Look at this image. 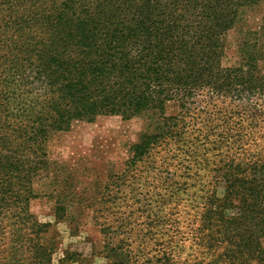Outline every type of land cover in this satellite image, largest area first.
I'll return each mask as SVG.
<instances>
[{
	"label": "trees",
	"instance_id": "1",
	"mask_svg": "<svg viewBox=\"0 0 264 264\" xmlns=\"http://www.w3.org/2000/svg\"><path fill=\"white\" fill-rule=\"evenodd\" d=\"M259 2L0 0V173H17L0 181V216L18 200L30 201L32 190L18 192L17 179L29 185L47 171L54 132L99 116H146L157 121L156 132L131 147L133 164L149 162L151 144L169 139L199 170L213 166V189L190 211L168 207V218L157 212L149 221L147 210H135L144 221L128 234L103 233L106 258L111 264H264L263 26L247 31L237 66H221L227 34ZM204 91L212 94L206 108L213 121L198 124L193 115L201 109L194 111L192 99ZM172 107L177 117L166 115ZM26 158L34 167L27 168ZM27 210L10 213L22 218L12 233L18 241L25 223L41 232ZM100 213L115 215L111 208ZM1 237L0 227V241L11 239ZM33 255L34 264H48L40 248Z\"/></svg>",
	"mask_w": 264,
	"mask_h": 264
},
{
	"label": "rangeland",
	"instance_id": "2",
	"mask_svg": "<svg viewBox=\"0 0 264 264\" xmlns=\"http://www.w3.org/2000/svg\"><path fill=\"white\" fill-rule=\"evenodd\" d=\"M259 26L264 28V0L244 14L238 29L227 34L222 67L239 64L238 45L246 40L249 29L254 31ZM260 39L264 43V36ZM211 96L204 91L192 99L194 111L201 109L193 115L196 123L213 121L212 112L206 108ZM177 112L172 107L166 115L177 117ZM187 121L193 124L192 119ZM156 125V120L146 116L130 120L99 116L91 123L74 121L67 130L54 132L46 146L47 171L33 177L29 185L17 179L18 192L32 190L30 201L20 199L16 209L5 210L0 216L1 238H11L0 241V264H34L30 259L37 248L48 264H111L103 250V233L128 234L135 223L144 221V215L135 210H147L149 221L153 215L156 220L157 212L160 219L168 218V207L176 211L186 206L189 210L199 197L211 193L213 166L199 170L183 156L181 144L169 139L151 144L149 162L133 164L131 147L140 143L141 136L153 135ZM27 160V168L34 167V162ZM16 175L0 173V181ZM222 196L220 181L216 197ZM25 207L27 216L35 219L41 232L35 231L36 226L26 230L25 223L24 230H20L25 237L18 241L12 233L20 229L22 218L14 219L10 213L22 212ZM107 208L113 209L115 215L100 213ZM261 244L264 247V239ZM71 254L79 255L81 262L74 257L68 259Z\"/></svg>",
	"mask_w": 264,
	"mask_h": 264
}]
</instances>
